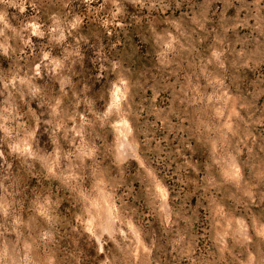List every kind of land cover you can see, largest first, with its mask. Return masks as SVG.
<instances>
[{
  "label": "rangeland",
  "instance_id": "1",
  "mask_svg": "<svg viewBox=\"0 0 264 264\" xmlns=\"http://www.w3.org/2000/svg\"><path fill=\"white\" fill-rule=\"evenodd\" d=\"M0 264H264V0H0Z\"/></svg>",
  "mask_w": 264,
  "mask_h": 264
}]
</instances>
